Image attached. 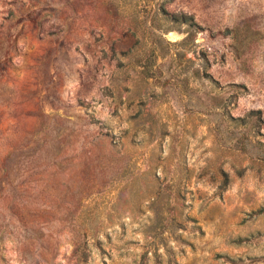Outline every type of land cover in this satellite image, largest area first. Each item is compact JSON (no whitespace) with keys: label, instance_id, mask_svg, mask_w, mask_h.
I'll return each instance as SVG.
<instances>
[{"label":"rangeland","instance_id":"374dc122","mask_svg":"<svg viewBox=\"0 0 264 264\" xmlns=\"http://www.w3.org/2000/svg\"><path fill=\"white\" fill-rule=\"evenodd\" d=\"M249 113L264 0H0V264H264Z\"/></svg>","mask_w":264,"mask_h":264},{"label":"trees","instance_id":"16d2710c","mask_svg":"<svg viewBox=\"0 0 264 264\" xmlns=\"http://www.w3.org/2000/svg\"><path fill=\"white\" fill-rule=\"evenodd\" d=\"M179 20L181 24H185L188 28L195 25L191 17L186 14H181ZM142 72L144 73V77H150L146 67H143ZM249 115L250 113L241 117H231L233 126L230 131V144L233 148L240 151H246L249 148L258 155L259 159H264V143L259 141V139L253 138L254 135H259L257 129H254L259 121V117L255 116L253 119H249L248 123L246 117Z\"/></svg>","mask_w":264,"mask_h":264}]
</instances>
